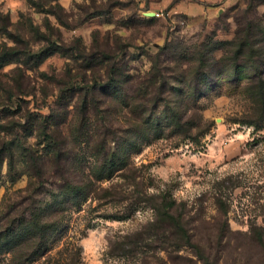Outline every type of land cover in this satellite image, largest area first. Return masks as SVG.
<instances>
[{
  "label": "rangeland",
  "instance_id": "obj_1",
  "mask_svg": "<svg viewBox=\"0 0 264 264\" xmlns=\"http://www.w3.org/2000/svg\"><path fill=\"white\" fill-rule=\"evenodd\" d=\"M263 16L264 0H0V264H264V121L249 120L247 80L220 78L200 100L208 130L183 141L132 127L130 83L111 88L114 70L138 87L156 65L175 88L176 55L188 70L198 47L221 59L220 43ZM68 185L85 195L10 249L2 232ZM162 195L194 247L151 235Z\"/></svg>",
  "mask_w": 264,
  "mask_h": 264
},
{
  "label": "trees",
  "instance_id": "obj_2",
  "mask_svg": "<svg viewBox=\"0 0 264 264\" xmlns=\"http://www.w3.org/2000/svg\"><path fill=\"white\" fill-rule=\"evenodd\" d=\"M220 45L222 48L226 47L227 49L225 55L218 60L209 57V52L206 49L198 47L199 51L197 53L200 54L199 65L189 70L184 69L181 65L184 57L180 53L176 55V71L172 69L176 73V76L173 77L176 81L175 88H170L169 85V80L172 78L166 72V70H169V66L163 69L156 65L147 79L138 82V87L133 86V77L128 76L122 81L118 76V69L114 70L113 76L115 77L111 85L113 96L122 94L124 91V87L121 85L122 82L130 83V94H124L122 101L125 102L126 108L130 109L134 117L132 127L159 132L167 129L171 135H176L182 141L187 138H193V136L198 138L210 126L202 117L200 100L205 94L209 93L208 90L218 84L220 78L228 80L235 85H239L244 79L247 80L242 92L251 100L253 111L255 112V115L249 120L255 124L263 122L264 16L257 19L251 18L244 27L239 29L234 41L222 42ZM53 52V50L47 49L43 54L49 56ZM171 91L176 93V103L173 104H171L173 99L168 96ZM64 98L63 95L60 97V105L65 101ZM85 105L86 101L84 100L80 109L82 120H89L88 113L90 110ZM161 106L164 108L163 111H160ZM3 161L4 158L0 156V163L2 164ZM117 161L120 162L121 159L117 158ZM80 191L77 187L68 185L62 189L60 195L64 200L56 201L55 204L45 208L35 204L32 205L28 213L30 215L29 220L23 216L25 213H21L18 219V226L13 224L2 232L1 236L4 237V243L5 241H13L12 246L9 248L16 250L25 239L32 237L42 240L52 227V224L42 221L43 217L47 216L50 211L53 214L64 213L69 208L66 207L68 199H75L78 195H85L80 193ZM177 209L178 205L175 200L168 199L167 196L162 195V201L157 208L155 229H153L151 235L161 241V246L165 250H177L185 245L194 247L192 236L183 222V215L178 213ZM116 217L122 218L121 216ZM176 238L183 243L179 245L180 243ZM39 245L40 243H37V246ZM2 246L5 247L4 245ZM130 246L131 251H138L137 243H131ZM145 246L147 248V244Z\"/></svg>",
  "mask_w": 264,
  "mask_h": 264
}]
</instances>
